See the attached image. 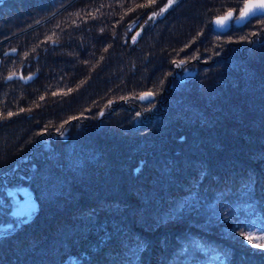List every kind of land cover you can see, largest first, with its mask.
<instances>
[{
    "label": "trees",
    "instance_id": "obj_1",
    "mask_svg": "<svg viewBox=\"0 0 264 264\" xmlns=\"http://www.w3.org/2000/svg\"><path fill=\"white\" fill-rule=\"evenodd\" d=\"M243 2L0 0V264H264V15L211 27Z\"/></svg>",
    "mask_w": 264,
    "mask_h": 264
},
{
    "label": "snow or ice",
    "instance_id": "obj_2",
    "mask_svg": "<svg viewBox=\"0 0 264 264\" xmlns=\"http://www.w3.org/2000/svg\"><path fill=\"white\" fill-rule=\"evenodd\" d=\"M171 2L172 0H169V5L171 4ZM165 10L166 8L161 9V12ZM258 13L261 15H264V0H245V2L243 3V6L240 8L238 17H234L233 11H228L224 16L218 17L214 21V23L218 27H224L227 24V22L230 21L231 19L235 18L239 20H245L249 16H255ZM11 78H12L11 76L8 77V79H11ZM141 98L143 99L145 97H141ZM262 231H264V229H262ZM254 238L259 239V240H264V235L254 237V234L249 233L248 235L245 236V239H248L250 242H252Z\"/></svg>",
    "mask_w": 264,
    "mask_h": 264
},
{
    "label": "rangeland",
    "instance_id": "obj_3",
    "mask_svg": "<svg viewBox=\"0 0 264 264\" xmlns=\"http://www.w3.org/2000/svg\"><path fill=\"white\" fill-rule=\"evenodd\" d=\"M10 196L13 213L17 216L20 215L22 219L27 218L36 207V199L34 198L32 189L28 186L20 185L15 188H11ZM259 235L260 234L257 233V236Z\"/></svg>",
    "mask_w": 264,
    "mask_h": 264
},
{
    "label": "water",
    "instance_id": "obj_4",
    "mask_svg": "<svg viewBox=\"0 0 264 264\" xmlns=\"http://www.w3.org/2000/svg\"><path fill=\"white\" fill-rule=\"evenodd\" d=\"M244 2H245V0H244ZM243 2V3H244ZM243 3H242V5L241 6H243ZM228 11H233V10H231V9H227V10H225L223 13H221V14H217V15H214L213 17H212V20H211V27H212V29H215L216 31H218V32H221V33H223L224 31H227L229 28V25L231 24V25H233V26H241V25H244L245 24V22H247L248 20H250L251 18H253V17H256V15H261V14H256L255 16H249L247 19H245V20H239V19H231L230 21H228L227 22V24L224 26V27H218L215 23H214V21L218 18V17H221V16H224ZM239 11H240V9H239ZM239 11H237V12H235V11H233V13H234V17H238L239 16ZM190 73H193L192 71H190ZM150 94V95H149ZM137 97H138V99L141 101V100H150V99H152L154 96H153V93H151V92H149V91H141V93H139L138 95H137ZM141 97H145V98H141Z\"/></svg>",
    "mask_w": 264,
    "mask_h": 264
},
{
    "label": "flooded vegetation",
    "instance_id": "obj_5",
    "mask_svg": "<svg viewBox=\"0 0 264 264\" xmlns=\"http://www.w3.org/2000/svg\"><path fill=\"white\" fill-rule=\"evenodd\" d=\"M235 12H237V11H235ZM214 30H215V29H214ZM194 69H195V68H194ZM194 69H188V70H185L183 73H184V74L188 73V74L193 75V74H194ZM190 71H192L193 73H190Z\"/></svg>",
    "mask_w": 264,
    "mask_h": 264
}]
</instances>
